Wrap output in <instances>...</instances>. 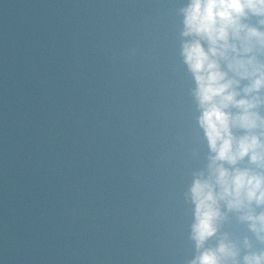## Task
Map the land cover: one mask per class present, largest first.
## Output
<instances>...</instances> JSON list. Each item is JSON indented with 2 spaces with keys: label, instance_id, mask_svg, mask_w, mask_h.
Returning a JSON list of instances; mask_svg holds the SVG:
<instances>
[{
  "label": "water",
  "instance_id": "obj_1",
  "mask_svg": "<svg viewBox=\"0 0 264 264\" xmlns=\"http://www.w3.org/2000/svg\"><path fill=\"white\" fill-rule=\"evenodd\" d=\"M183 2L0 0V264L192 257L184 193L207 145ZM222 231L264 248L235 215Z\"/></svg>",
  "mask_w": 264,
  "mask_h": 264
},
{
  "label": "clouds",
  "instance_id": "obj_2",
  "mask_svg": "<svg viewBox=\"0 0 264 264\" xmlns=\"http://www.w3.org/2000/svg\"><path fill=\"white\" fill-rule=\"evenodd\" d=\"M177 13L207 145L184 193L193 246L186 264H264V248L222 231L235 215L264 244V0H184Z\"/></svg>",
  "mask_w": 264,
  "mask_h": 264
}]
</instances>
